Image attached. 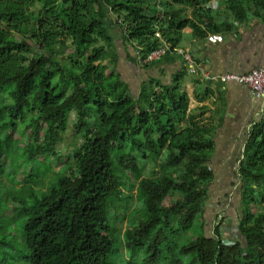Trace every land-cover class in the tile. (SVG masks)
I'll return each mask as SVG.
<instances>
[{
  "label": "trees",
  "instance_id": "obj_1",
  "mask_svg": "<svg viewBox=\"0 0 264 264\" xmlns=\"http://www.w3.org/2000/svg\"><path fill=\"white\" fill-rule=\"evenodd\" d=\"M213 1L0 0V159L19 132L30 140L24 161L31 178L32 164L55 154L48 147L59 144L71 114L81 137L73 163L47 191L32 195V205L17 210L26 216L28 264H113L109 202L122 186L118 173H140L141 161L158 158L180 174L140 179L145 208L127 247H145L152 262L170 245L180 256L169 264H264V114L250 123L238 162L244 181L238 238L226 242L219 220L211 235L200 226L179 244L175 237L204 214L207 184L215 177L209 165L215 127L192 114L180 77L171 83L148 78L133 96L116 68L114 26L143 59L163 41L179 46L185 28L195 38L233 30L232 21H219ZM225 8L239 24L264 19V0H226ZM0 244L17 248L4 239Z\"/></svg>",
  "mask_w": 264,
  "mask_h": 264
},
{
  "label": "rangeland",
  "instance_id": "obj_2",
  "mask_svg": "<svg viewBox=\"0 0 264 264\" xmlns=\"http://www.w3.org/2000/svg\"><path fill=\"white\" fill-rule=\"evenodd\" d=\"M225 1L214 0L209 3V6L218 13L219 21L228 20L237 25L238 22L225 8ZM187 11L190 12L189 9ZM189 29L183 30V44L186 36L191 34ZM15 39L20 40L21 37L17 36ZM99 44L102 42L99 41ZM73 122L74 115L71 114L68 128L63 133L59 144L48 147L55 154L47 156L48 158H39L32 164L33 173L30 176L32 179L29 178L31 164L24 161V151L30 140L20 136L17 132L14 134L12 146L3 151L0 159L2 168L0 174V241L4 239L6 243H16L17 248H7V245L0 244V264H28L22 244V225L26 216H19L17 210L23 205H32V195L40 196L41 192L47 191L58 175L73 163L71 153L81 143L80 135L72 126ZM215 158L216 156L212 154L209 165L215 170L217 176L207 184L208 196L204 201V214L196 218L191 229L175 237L174 240L179 244L197 236L201 227L205 234L211 235L214 225L219 220L223 222L220 229L226 242L239 236L237 223L241 216V188L244 181L238 175V164L230 169L219 170ZM164 162L161 158L155 161L148 159L140 162L143 166L140 173L126 171L118 173L122 186L109 202V220L113 228L116 249L112 255L113 264H169L173 256H180L178 249L172 253L168 250L170 245H162L160 256L152 262L147 258L148 253L145 247L132 249L126 245L128 232L142 219V212L145 208L144 202L138 196L140 179L143 177L157 179L163 172L170 173L174 177L180 174L177 168L164 164ZM48 165L50 169L45 172ZM255 212L258 214L262 210L256 207Z\"/></svg>",
  "mask_w": 264,
  "mask_h": 264
},
{
  "label": "crops",
  "instance_id": "obj_3",
  "mask_svg": "<svg viewBox=\"0 0 264 264\" xmlns=\"http://www.w3.org/2000/svg\"><path fill=\"white\" fill-rule=\"evenodd\" d=\"M233 25L229 32L203 38H195L189 29L191 34L186 36L184 44L182 34L179 46L191 53L196 64L194 73L187 70L183 58L177 54L166 55L146 63L147 66L139 63L136 46L123 38L117 25L111 30L114 50L118 54L116 68L128 84L131 95L136 96L141 82L148 78L171 83L176 76L180 77L182 88L190 98L192 114L215 127L212 154L216 156L219 170L238 164L250 123L264 114V96L252 95L242 83L221 79L227 72L244 73L264 66V19ZM196 95L208 96L200 101ZM198 107L203 108L199 111Z\"/></svg>",
  "mask_w": 264,
  "mask_h": 264
},
{
  "label": "built area",
  "instance_id": "obj_4",
  "mask_svg": "<svg viewBox=\"0 0 264 264\" xmlns=\"http://www.w3.org/2000/svg\"><path fill=\"white\" fill-rule=\"evenodd\" d=\"M169 54H177L183 58L185 67L191 73L196 71V64L192 58L191 53L180 46L171 47L168 42L163 41L160 46L153 49L145 58L141 59L138 56V61L141 64L150 63L152 61L163 58ZM224 81H235L246 85L251 94L256 97L264 96V66L254 67L245 73L227 72L221 76Z\"/></svg>",
  "mask_w": 264,
  "mask_h": 264
}]
</instances>
